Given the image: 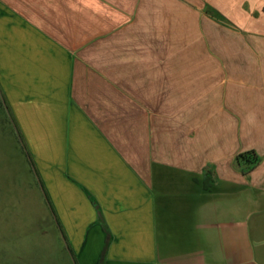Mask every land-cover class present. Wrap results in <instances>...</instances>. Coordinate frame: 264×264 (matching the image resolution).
Wrapping results in <instances>:
<instances>
[{
	"label": "crops",
	"instance_id": "crops-1",
	"mask_svg": "<svg viewBox=\"0 0 264 264\" xmlns=\"http://www.w3.org/2000/svg\"><path fill=\"white\" fill-rule=\"evenodd\" d=\"M187 1L207 27L213 12L259 35L196 46L250 52L233 64L188 62L169 106L160 59H146L138 75L103 74L111 100L95 106L92 95L91 113L66 79L59 105L45 112L46 139L29 148L34 158L27 152L75 194L59 225L79 264H264V0ZM197 64L207 67L198 75ZM212 75L225 85L207 104Z\"/></svg>",
	"mask_w": 264,
	"mask_h": 264
},
{
	"label": "rangeland",
	"instance_id": "rangeland-1",
	"mask_svg": "<svg viewBox=\"0 0 264 264\" xmlns=\"http://www.w3.org/2000/svg\"><path fill=\"white\" fill-rule=\"evenodd\" d=\"M199 13L187 0H0V264H79L76 244L60 234L59 225L60 217H72L68 200L74 202L75 194L61 192L57 178L50 177L54 167L36 159L29 163L27 153L46 139L45 112L59 105L53 104L63 98L66 79L91 113L92 95L95 106L111 100L103 74L138 75L146 59H160L158 91L169 106L186 85L180 74L187 72L180 69H190L188 62L211 57L219 65L233 64L240 52H250L207 50L197 43L259 38L213 12L207 27ZM205 68L197 64L196 75ZM209 77L207 104L225 85ZM115 103L122 104V96Z\"/></svg>",
	"mask_w": 264,
	"mask_h": 264
},
{
	"label": "trees",
	"instance_id": "trees-1",
	"mask_svg": "<svg viewBox=\"0 0 264 264\" xmlns=\"http://www.w3.org/2000/svg\"><path fill=\"white\" fill-rule=\"evenodd\" d=\"M263 10H264V7H263ZM239 157H240V158L243 157V154L239 155ZM29 163H30V162H29ZM37 179H38V178H37ZM37 184H38V186L41 187V185H40L39 182H38ZM41 188H42V187H41ZM44 197H45V205H46V207H47L48 214H49L50 218H52V220H54V221L56 222L55 217H54V212H53V210L51 209V207H50V203H49V201H48V199H47V197H46L45 194H44ZM97 217L100 218V214H99V211H98V210H97Z\"/></svg>",
	"mask_w": 264,
	"mask_h": 264
}]
</instances>
